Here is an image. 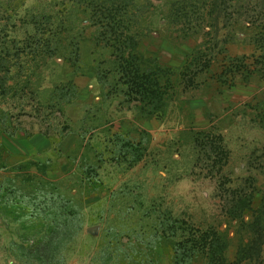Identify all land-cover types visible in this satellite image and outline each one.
<instances>
[{
  "label": "rangeland",
  "instance_id": "374dc122",
  "mask_svg": "<svg viewBox=\"0 0 264 264\" xmlns=\"http://www.w3.org/2000/svg\"><path fill=\"white\" fill-rule=\"evenodd\" d=\"M0 264H264V0H0Z\"/></svg>",
  "mask_w": 264,
  "mask_h": 264
},
{
  "label": "trees",
  "instance_id": "16d2710c",
  "mask_svg": "<svg viewBox=\"0 0 264 264\" xmlns=\"http://www.w3.org/2000/svg\"><path fill=\"white\" fill-rule=\"evenodd\" d=\"M49 196L48 202L51 206H56V205H60V211L63 212V214H68V212H70L71 207H70V201L67 200L63 195H61L60 193H54L52 192ZM59 225L56 223L54 229H53V233H57L59 231Z\"/></svg>",
  "mask_w": 264,
  "mask_h": 264
}]
</instances>
